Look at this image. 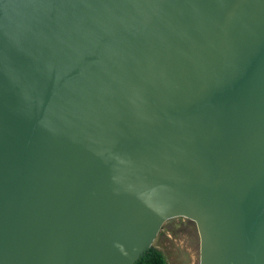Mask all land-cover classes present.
I'll list each match as a JSON object with an SVG mask.
<instances>
[{
  "label": "water",
  "instance_id": "1",
  "mask_svg": "<svg viewBox=\"0 0 264 264\" xmlns=\"http://www.w3.org/2000/svg\"><path fill=\"white\" fill-rule=\"evenodd\" d=\"M264 264V0H0V264Z\"/></svg>",
  "mask_w": 264,
  "mask_h": 264
},
{
  "label": "rangeland",
  "instance_id": "2",
  "mask_svg": "<svg viewBox=\"0 0 264 264\" xmlns=\"http://www.w3.org/2000/svg\"><path fill=\"white\" fill-rule=\"evenodd\" d=\"M152 245L162 250L168 264H198L199 235L194 221L176 216L163 222Z\"/></svg>",
  "mask_w": 264,
  "mask_h": 264
},
{
  "label": "trees",
  "instance_id": "3",
  "mask_svg": "<svg viewBox=\"0 0 264 264\" xmlns=\"http://www.w3.org/2000/svg\"><path fill=\"white\" fill-rule=\"evenodd\" d=\"M134 264H168V262L163 251L152 245L139 256Z\"/></svg>",
  "mask_w": 264,
  "mask_h": 264
}]
</instances>
